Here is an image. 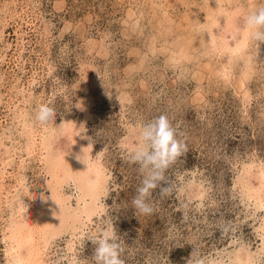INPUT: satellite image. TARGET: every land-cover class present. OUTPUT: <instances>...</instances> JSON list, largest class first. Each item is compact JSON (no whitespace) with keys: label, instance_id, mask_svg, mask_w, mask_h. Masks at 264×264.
<instances>
[{"label":"rangeland","instance_id":"rangeland-1","mask_svg":"<svg viewBox=\"0 0 264 264\" xmlns=\"http://www.w3.org/2000/svg\"><path fill=\"white\" fill-rule=\"evenodd\" d=\"M260 6L0 0V264H94L105 222L125 264H264V44L243 28ZM160 115L187 152L141 215L129 155Z\"/></svg>","mask_w":264,"mask_h":264},{"label":"clouds","instance_id":"clouds-1","mask_svg":"<svg viewBox=\"0 0 264 264\" xmlns=\"http://www.w3.org/2000/svg\"><path fill=\"white\" fill-rule=\"evenodd\" d=\"M243 28L251 39L264 44V6L245 17ZM33 119L37 125L47 127L55 122L56 113L48 104H39L34 110ZM62 124L63 122L59 126ZM85 139L89 143L81 148L77 159L84 154L85 148L93 146L91 138ZM186 152V143L178 139L177 131L166 115L138 125L137 140L129 155V162L137 166L141 176L140 185L131 201L133 208L141 215H151L154 212L151 202L154 191L158 189L161 198L173 192L174 184L166 178V172ZM90 242L95 246L92 255L94 264H125L121 257L126 250V243L120 239L111 223L105 222L104 226L99 227L97 235Z\"/></svg>","mask_w":264,"mask_h":264}]
</instances>
